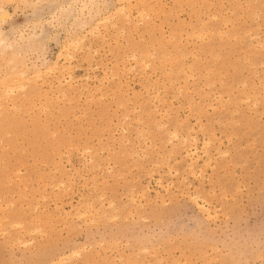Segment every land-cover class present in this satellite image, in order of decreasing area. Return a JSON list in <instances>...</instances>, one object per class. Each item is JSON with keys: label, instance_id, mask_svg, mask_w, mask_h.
<instances>
[{"label": "rangeland", "instance_id": "obj_1", "mask_svg": "<svg viewBox=\"0 0 264 264\" xmlns=\"http://www.w3.org/2000/svg\"><path fill=\"white\" fill-rule=\"evenodd\" d=\"M0 264H264V0H0Z\"/></svg>", "mask_w": 264, "mask_h": 264}, {"label": "bare ground", "instance_id": "obj_2", "mask_svg": "<svg viewBox=\"0 0 264 264\" xmlns=\"http://www.w3.org/2000/svg\"><path fill=\"white\" fill-rule=\"evenodd\" d=\"M52 69H53V68H52ZM22 74H23V72H22ZM36 75H37V74H36ZM39 75H40V74H39ZM25 79H26V78H25ZM23 80H24V79H23ZM27 81H28V79H27ZM19 84H20V83H19ZM25 85H26V84L22 83V84H20V87H21V88H25ZM10 87H11V86H10ZM13 87H14V86H13ZM18 87H19V85H18ZM8 88H9V87H8ZM8 88H7V89H8ZM9 90H10V91H13V89H11V88H9ZM6 91H8V90H6ZM6 93H9V92H6ZM185 138H186V137H185ZM185 138H184V139H185ZM186 142H187V141H186ZM135 153H136V152H135ZM108 171H109V170H108ZM192 172H193V171H192ZM19 241H20V240H19ZM78 253H79V252H78ZM78 253H77V255H78ZM68 258H69V257H68ZM66 261H67V260H66Z\"/></svg>", "mask_w": 264, "mask_h": 264}]
</instances>
